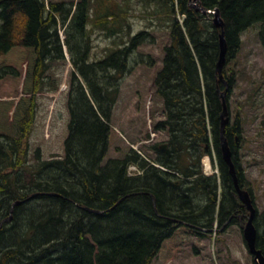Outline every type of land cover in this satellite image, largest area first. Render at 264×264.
I'll use <instances>...</instances> for the list:
<instances>
[{"label": "trees", "instance_id": "16d2710c", "mask_svg": "<svg viewBox=\"0 0 264 264\" xmlns=\"http://www.w3.org/2000/svg\"><path fill=\"white\" fill-rule=\"evenodd\" d=\"M139 1L145 17L169 29V44L152 82L164 116L154 130L165 131L168 140L151 146L152 160L137 148L122 158L105 159L113 134L110 121L130 61L154 65L151 56L137 52L152 36L149 30L131 32L129 0L124 5L114 0H0V264H154L173 259L190 231L214 240L229 224L243 231L245 207L238 201L220 146V92L226 88L216 72L221 30L211 15L191 7L190 0ZM198 5L217 9L224 24L222 75L229 107L235 84L229 66L242 48V34L257 26L264 51V0H199ZM89 23L105 37L121 41L97 61H90ZM65 50L72 70L63 156L44 160L36 149L31 159L28 140L37 96L59 90V79L48 72L55 60H65ZM240 122L237 113L224 136L238 182L252 195L238 154L243 142ZM213 153L221 185L218 202L217 177L204 176L201 167L202 159ZM130 164L143 170V176H129ZM177 175L191 179L181 184L174 181ZM196 189L201 194L196 195ZM259 221L264 224V209L254 219L256 247L264 255Z\"/></svg>", "mask_w": 264, "mask_h": 264}, {"label": "rangeland", "instance_id": "374dc122", "mask_svg": "<svg viewBox=\"0 0 264 264\" xmlns=\"http://www.w3.org/2000/svg\"><path fill=\"white\" fill-rule=\"evenodd\" d=\"M45 1L47 3L50 1L54 3L73 1L75 3L79 0ZM114 1L124 5L127 0ZM129 3L128 21L131 24L133 35L141 30H149L152 36V40L143 43L138 47L137 52L151 56L154 65L153 67L145 64L135 65L132 60L130 61V69L121 81L119 97L110 121L113 134L105 159L122 158L128 150L137 148L148 160H152L155 158V152L151 146L163 144L168 140L165 131L154 130V125L162 121L164 116L162 104L154 96L152 82L155 72L161 66L163 49L169 44V29L156 19L145 17L141 13L143 9L139 0H129ZM90 14L93 15L92 10ZM64 27L63 25L59 26V37L62 44L65 41ZM88 28L91 45L90 61L102 59L110 48L121 42L118 38L105 37L97 29L92 28L91 23ZM258 36L257 26L246 30L241 36L242 48L229 66L235 72V84L228 107L230 123L234 122L237 113L241 120V140L243 142L240 144L238 154L245 178L251 184L257 218L260 216V211L264 209V51ZM122 39L126 40L125 35L122 36ZM65 56L64 61L55 60L48 72L59 79V90L56 93H43L37 96L36 120L28 140L31 159L36 149L40 150L44 160L63 156V142L67 135L68 123V79L72 70L66 50ZM151 134H156L155 138L152 137V139ZM207 165L211 166L212 173L216 171L214 153L209 160L204 157L201 161L202 174L211 177L210 174H207L208 176L204 174ZM159 168L169 173L168 170L160 166ZM127 172L131 177L138 175L131 169L129 172V168ZM177 178L176 182L179 180L181 183L185 182V179H191L185 178L183 175H177ZM194 193L201 194L197 190H194ZM220 194L221 192L217 191V202ZM7 219L8 217L5 221ZM242 223L245 224V222ZM258 225L260 232L264 233V224L259 221ZM213 230H217L216 223L213 225ZM262 246L264 249V243ZM213 252H215V262L213 261ZM251 261L243 240L241 227L227 225L221 228L220 233L216 234L215 240L209 236H197L190 231L185 246L173 259L167 262L156 260L154 264H251Z\"/></svg>", "mask_w": 264, "mask_h": 264}, {"label": "water", "instance_id": "95a60500", "mask_svg": "<svg viewBox=\"0 0 264 264\" xmlns=\"http://www.w3.org/2000/svg\"><path fill=\"white\" fill-rule=\"evenodd\" d=\"M198 3H199V0H190V6L191 7L195 8L196 10H200L204 14H211L213 16L212 22H213L214 26L217 28H220V30H221V33L219 36L220 52H219L218 62L216 64V72L218 74L219 80L221 82H223L226 86L225 90L220 92V98H221L222 107H223L222 113L220 116L221 153H222V157H223L224 162L227 164V166L229 168V173L232 177L238 199L247 208L248 213H249L247 224L245 225V227H243V231H244L243 237H244L247 245H249L250 251L255 255V259H256L255 261H257L258 264H262V258L259 255L258 251H255V247H254L255 229L252 225V221L254 218L253 200L250 196V193L247 190H245L239 186L238 178H237V171H236L234 163L232 162V152H231L229 145L227 143V140L224 136L226 125L229 122L228 107H227V103H226L227 83H226V81L222 75L223 67L225 65V55H226V51H227L226 42L224 39V31H223L224 24L220 18V14H219V11L217 9L214 11H210L209 9H205V8L200 7L198 5ZM95 213H100V212H95Z\"/></svg>", "mask_w": 264, "mask_h": 264}, {"label": "bare ground", "instance_id": "6f19581e", "mask_svg": "<svg viewBox=\"0 0 264 264\" xmlns=\"http://www.w3.org/2000/svg\"><path fill=\"white\" fill-rule=\"evenodd\" d=\"M201 3V2H200ZM210 10V9H209ZM211 11V10H210ZM209 15H211V14H209ZM212 16V15H211ZM212 18H213V16H212ZM213 20V19H212ZM224 39H225V37H224ZM197 55V54H196ZM215 62V61H214ZM213 62V63H214ZM212 66V65H211ZM212 74V73H211ZM210 74V75H211ZM82 103V102H81ZM84 104V103H83ZM80 105H82V104H80ZM86 106V105H85ZM108 120H110V119H108ZM87 128V127H86ZM95 129V128H94ZM152 137V136H151ZM178 142V141H177ZM176 142V143H177ZM152 148V147H151ZM210 158V157H209ZM146 161V160H145ZM149 162V166H154L155 168H157V169H159V170H161L160 168H159V164H155L154 162H152V161H148ZM174 164V163H173ZM176 164V163H175ZM157 165H159V166H157ZM161 167V166H160ZM128 168H129V172H130V169L131 170H133V171H136L137 172V176H141V175H143V170H141L140 168H137V166L135 165H129L128 166ZM169 168V167H168ZM172 168V167H171ZM163 169H165V170H167L166 169V167H163ZM140 174V175H139ZM205 175H207V174H210L211 176H213V174H212V172H211V166L210 165H207V166H205V173H204ZM208 176V175H207ZM162 179H164V178H162ZM175 180V179H174ZM166 181V180H165ZM176 181V180H175ZM179 181V180H178ZM168 182H170V180L168 181ZM167 182V183H168ZM181 182V181H180ZM217 182V186H218V189H217V191L220 193L221 192V185H220V181H219V179L216 181ZM205 183V182H204ZM239 183V182H238ZM241 183V182H240ZM170 184V183H169ZM172 184V183H171ZM180 184V183H179ZM182 184V183H181ZM162 186H163V184H162ZM202 186V185H201ZM233 186H234V183H233ZM239 186H240V184H239ZM173 187V186H172ZM177 187V186H176ZM196 187V186H195ZM241 187V186H240ZM244 186H242L241 188H243ZM160 188V187H159ZM174 188V187H173ZM198 188V187H197ZM234 189H235V187H234ZM244 189V188H243ZM248 189V188H247ZM145 190V189H144ZM187 190H189V189H187ZM197 190V189H196ZM162 191V190H161ZM185 191V190H184ZM198 191V190H197ZM201 192V191H200ZM235 192H236V190H235ZM236 195H237V193H236ZM250 196H251V198H252V195L250 194ZM154 196L152 195V198H153ZM189 197V196H188ZM197 197V196H196ZM191 198V197H190ZM237 198H238V196H237ZM197 199V198H196ZM252 200H253V198H252ZM238 201L240 202V200L238 199ZM188 202V201H187ZM190 202H191V199H190ZM17 203H19V202H17ZM183 203V202H182ZM241 203V202H240ZM242 204V203H241ZM191 205V204H190ZM243 205V204H242ZM253 205H254V218H253V221H252V225H253V227H254V229H255V241H254V247H255V251H258V253H259V255L261 256V258H262V264H264V255H263V253H262V250H260V249H258L257 247H256V235H257V229H256V227H255V225H254V219H255V217H256V206H255V204H254V200H253ZM244 206V205H243ZM245 207V206H244ZM229 209V208H228ZM226 211V210H225ZM224 211V212H225ZM245 211H246V216H245V218H246V221H245V224L242 226V230H243V227H245V225L247 224V221H248V217H249V213H248V210H247V208L245 207ZM228 212V211H227ZM233 212V211H232ZM229 214V213H228ZM235 214V213H234ZM237 214V213H236ZM235 214V215H236ZM19 215V214H18ZM233 215V214H232ZM231 216V215H230ZM229 216V217H230ZM7 217V216H6ZM16 217V216H15ZM225 217V216H224ZM18 218V217H17ZM233 218V217H232ZM235 218H237V216L235 217ZM119 219V218H118ZM121 219H123V218H121ZM214 219V218H213ZM227 219V218H226ZM217 220V219H216ZM232 220V219H231ZM233 220H235V219H233ZM213 222V221H212ZM232 222V221H231ZM216 223V222H215ZM225 223V222H224ZM146 224V223H145ZM2 225V223L0 224V226ZM4 225V224H3ZM130 225V224H129ZM186 225V224H185ZM210 226V225H209ZM221 226V225H220ZM228 226H230V225H228ZM37 226H35V228H36ZM130 227V226H129ZM216 227V226H215ZM180 228V227H179ZM207 228V227H206ZM210 228V227H209ZM3 229V228H2ZM228 229V228H227ZM177 230V229H176ZM14 231V230H13ZM211 231V230H210ZM218 232V231H217ZM243 232V236H244V231H242ZM14 233V232H13ZM175 233V232H174ZM182 233V232H181ZM184 233V232H183ZM196 233V232H195ZM2 234V233H1ZM197 234V233H196ZM208 234V233H207ZM217 234V233H216ZM199 235H201V234H199ZM98 236V235H97ZM177 236V235H176ZM187 236V235H186ZM198 236V235H197ZM203 236V235H202ZM95 237V236H94ZM210 237V236H209ZM185 238V237H184ZM183 238V239H184ZM2 239V238H1ZM3 240V239H2ZM108 240V239H107ZM114 240V239H113ZM180 240V239H179ZM245 240V239H244ZM101 241V240H100ZM176 241V240H175ZM186 241V240H185ZM184 241V242H185ZM7 242V241H6ZM5 242V243H6ZM97 242V241H96ZM246 242V241H245ZM5 243H4V245L3 246H5ZM17 243V242H16ZM15 244V243H14ZM22 246V245H21ZM246 246H247V248H248V251L250 252V254H252L253 256H254V261L256 260L255 259V255L250 251V247H249V245H247V243H246ZM23 247V246H22ZM192 247V246H191ZM4 248H7V247H4ZM171 248V247H170ZM183 248V247H182ZM1 249V248H0ZM48 249V248H47ZM121 249V248H120ZM155 249V248H154ZM7 251V250H6ZM5 251V252H6ZM112 251V250H111ZM161 251V250H160ZM168 251V250H167ZM10 252V251H9ZM117 252V251H116ZM153 252V251H152ZM180 252V251H179ZM15 253V252H14ZM49 253V252H48ZM51 253V252H50ZM66 253V252H65ZM68 253V252H67ZM113 253V252H112ZM111 253V254H112ZM120 253V252H119ZM121 253H122V251H121ZM139 253V252H138ZM165 253V252H164ZM178 253V252H177ZM71 254V253H70ZM116 254V253H115ZM140 254V256H141V253H139ZM152 254V253H151ZM20 255V254H19ZM108 255V254H107ZM121 255V254H120ZM47 256V255H46ZM59 256V255H58ZM57 256V257H58ZM109 256V255H108ZM108 256H106V257H108ZM142 256H144V255H142ZM168 256H169V254H168ZM10 257V256H9ZM45 257V256H44ZM63 257V256H62ZM136 257H138L137 255H136ZM174 257V256H173ZM115 258V257H114ZM71 259V258H70ZM110 259V258H109ZM17 260V259H16ZM62 260V259H61ZM111 260V259H110ZM124 260V259H123ZM63 261H65V260H63ZM116 261V260H115ZM118 261V260H117ZM167 261H168V259H167ZM47 262V261H46ZM60 262V261H59ZM24 263V262H23ZM108 263V262H107ZM117 263V262H116ZM255 263L256 264H258V262L257 261H255ZM52 264V263H51ZM113 264V263H112Z\"/></svg>", "mask_w": 264, "mask_h": 264}]
</instances>
